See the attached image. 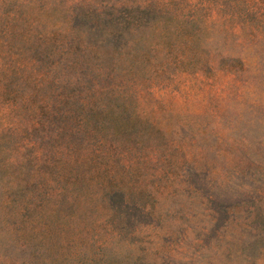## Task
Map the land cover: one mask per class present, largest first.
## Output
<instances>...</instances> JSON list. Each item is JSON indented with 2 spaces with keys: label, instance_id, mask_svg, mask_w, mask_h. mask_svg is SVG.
<instances>
[{
  "label": "rangeland",
  "instance_id": "rangeland-1",
  "mask_svg": "<svg viewBox=\"0 0 264 264\" xmlns=\"http://www.w3.org/2000/svg\"><path fill=\"white\" fill-rule=\"evenodd\" d=\"M0 264H264V0H0Z\"/></svg>",
  "mask_w": 264,
  "mask_h": 264
}]
</instances>
